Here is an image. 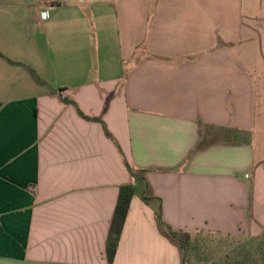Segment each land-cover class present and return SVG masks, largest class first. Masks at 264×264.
<instances>
[{
  "label": "crops",
  "instance_id": "0c3cea01",
  "mask_svg": "<svg viewBox=\"0 0 264 264\" xmlns=\"http://www.w3.org/2000/svg\"><path fill=\"white\" fill-rule=\"evenodd\" d=\"M128 184L112 264H183L159 200L182 232L264 240V0H0V264H109Z\"/></svg>",
  "mask_w": 264,
  "mask_h": 264
},
{
  "label": "rangeland",
  "instance_id": "374dc122",
  "mask_svg": "<svg viewBox=\"0 0 264 264\" xmlns=\"http://www.w3.org/2000/svg\"><path fill=\"white\" fill-rule=\"evenodd\" d=\"M42 17H44V15H42ZM88 25H89L88 22H86L85 32H84L83 36H85V34H86V36L88 35L89 39H91L90 41H91L92 46L90 47V49L92 48V50H91V51H93L92 54L94 55L95 59L98 61V52H96V48L98 45V39H97V37H95L96 35L94 34V27H92V25L89 27ZM39 30L42 31V28L41 29L39 27L31 28V34L35 37L36 44H38V45L46 44L45 38L42 36L40 37V35L38 33ZM49 41H50V39L47 40L48 43H50ZM31 42L34 43V39H32ZM83 47H87L86 44L83 45ZM83 54L84 53L80 52V55H83ZM45 55L48 57V58H46L47 62L45 63V66H47V68H46V71L42 72V74H44V75H42V78L41 77L40 78L42 80L46 81L47 84L42 85V89L53 91L54 94L56 95V94H59V92H60L59 84H60V80H61L60 77H58L56 74V64H55L57 62L56 52L48 50L45 53ZM90 68H91V64H90L89 69ZM94 70H96V68H94ZM32 76L33 75H31L28 71H26L25 77L27 78V81H31V83H33V85H36V84H34L35 82H32V81H34V78ZM16 77H18V75ZM90 80L92 83H94L97 80H99V76L95 75V72L93 71V73L90 77ZM82 81H84V79L81 80L79 78L77 80V82H82ZM17 82H19V80L16 79V83H15L16 91L19 92L20 91V89H19L20 83H17ZM60 97H61V95H60ZM163 220L165 221L164 218H163ZM165 223L170 225L172 228H174L171 224L167 223L166 221H165ZM174 229L177 231H182L180 229H176V228H174ZM201 234H203V235H201L199 239L203 243H200L199 247L197 244L194 243V241H191L192 250H190L189 252H190V256H191L190 261L192 264H233V262H234L233 259L235 257H238V254L241 255L238 252L243 253L244 252V246H246V244L251 243L249 241H246V242L245 241H239V242L238 241H230V242L235 243L234 245L230 246V244L227 245L224 242L220 243L221 241H224V240H221L220 238H216L214 236H205L206 233H204V232H202ZM192 237H194V235ZM193 239H195V237ZM206 242L208 244H206ZM241 246H243V250L241 249ZM237 249H239L240 251H236ZM245 249L249 250V246H246ZM182 251L186 252V249L183 248ZM183 252H182V254H184ZM228 255H230V257H228ZM255 255H256L255 257H258L257 254H255ZM239 259H240L239 261L241 262V261H244L245 258H244V256H241ZM259 260L260 261L256 262V264H262L261 259H259ZM253 262H255V261H253Z\"/></svg>",
  "mask_w": 264,
  "mask_h": 264
},
{
  "label": "trees",
  "instance_id": "16d2710c",
  "mask_svg": "<svg viewBox=\"0 0 264 264\" xmlns=\"http://www.w3.org/2000/svg\"><path fill=\"white\" fill-rule=\"evenodd\" d=\"M61 99L66 103H73L71 100L67 98L61 97ZM98 121L103 123L99 119ZM103 126L105 127L104 123H103ZM141 172L143 171H140L139 173ZM135 173L136 172H133L134 175ZM139 173H137L136 176H138ZM134 195H135V187L132 184L121 186L119 189V195H118L117 203L115 206V211H114L112 223L110 226V231H109L108 240H107V247H106V256H107L109 264L113 263L114 258L116 256L118 245H119L120 238L122 235V230H123V227H124V224H125V221H126L129 209H130V204L132 202ZM142 198L147 203H150L152 200H155L153 197L146 196V195H143ZM157 213H158L157 220H158L160 231L165 236H167L172 242H174L180 248V250H182L183 248L186 249V252L182 251L184 253L183 258H182L183 264H192L190 261L191 256L189 252L190 250H192L191 241H194V243L197 244L199 247L200 243H203L199 239L200 236L203 234L198 233L194 235L195 239H193L194 238L192 237L193 235H190L182 231H177L174 228H172L170 225L166 224L162 217V208H161L160 200H159V207H158ZM205 236H212V235L205 234ZM230 241H235V240L228 239V240L221 241L220 243L224 242L227 245L230 244V246L235 244L234 242H230ZM206 244L208 243L206 242ZM246 246H249V250L245 249ZM246 246H244L243 253L238 252L241 255L238 254V257H235L233 259L234 261L233 264H253V263L256 264V262L260 261L259 259H261L262 264H264V240L262 238L260 239L255 238L251 240V243L246 244ZM241 249L243 250V246H241ZM236 251H240V250L237 249ZM255 254H257L258 257H255L256 256ZM239 256L240 257L244 256L245 258L244 261L240 262ZM228 257H230V255H228Z\"/></svg>",
  "mask_w": 264,
  "mask_h": 264
}]
</instances>
